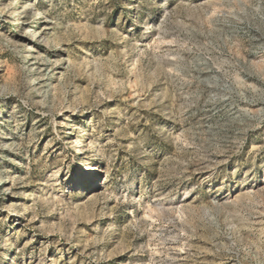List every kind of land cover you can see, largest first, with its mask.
I'll use <instances>...</instances> for the list:
<instances>
[{"label": "rangeland", "instance_id": "obj_1", "mask_svg": "<svg viewBox=\"0 0 264 264\" xmlns=\"http://www.w3.org/2000/svg\"><path fill=\"white\" fill-rule=\"evenodd\" d=\"M0 264H264V0H0Z\"/></svg>", "mask_w": 264, "mask_h": 264}, {"label": "bare ground", "instance_id": "obj_2", "mask_svg": "<svg viewBox=\"0 0 264 264\" xmlns=\"http://www.w3.org/2000/svg\"><path fill=\"white\" fill-rule=\"evenodd\" d=\"M44 28H48L47 26H45ZM37 32L38 33H40L41 31H39V30H37ZM40 34H43L42 32L40 33ZM43 41H44V39H43ZM29 44L28 43H25L24 41L23 42H21V43H19V46H28ZM30 46L27 48L26 47V49H27V51H26V55H27V57L28 58H31V60H33V64L34 65H36V61H35V58L33 57V55H32V53L31 52H29L28 50H30ZM23 57H24V55H22ZM62 62V59L60 60V63ZM29 68V67H28ZM34 69H36V68H34ZM48 69V68H47ZM53 82V81H52Z\"/></svg>", "mask_w": 264, "mask_h": 264}]
</instances>
